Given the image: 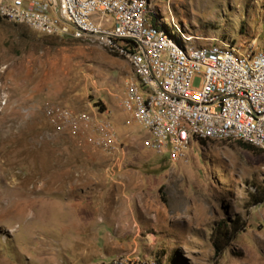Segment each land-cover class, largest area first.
Masks as SVG:
<instances>
[{
	"label": "rangeland",
	"instance_id": "374dc122",
	"mask_svg": "<svg viewBox=\"0 0 264 264\" xmlns=\"http://www.w3.org/2000/svg\"><path fill=\"white\" fill-rule=\"evenodd\" d=\"M146 1L193 47L264 52V0ZM135 75L99 37L0 14V264H264V149L191 137L156 154Z\"/></svg>",
	"mask_w": 264,
	"mask_h": 264
},
{
	"label": "built area",
	"instance_id": "2783aa9c",
	"mask_svg": "<svg viewBox=\"0 0 264 264\" xmlns=\"http://www.w3.org/2000/svg\"><path fill=\"white\" fill-rule=\"evenodd\" d=\"M0 6L30 29L96 32L113 41V47L139 59L145 83L159 88L162 98H147L154 100V110H146L128 92V103H133L139 125L146 127V117L154 118L156 154L173 162L189 146L185 131L172 123L171 112L191 114L202 126L240 129L264 138V71L251 74L248 63H232L213 55L179 59L168 39L152 29L149 18L140 15L137 4L123 5V0H0ZM73 10H80L82 19H74ZM240 51L256 53L253 49ZM230 87H238V95H229Z\"/></svg>",
	"mask_w": 264,
	"mask_h": 264
},
{
	"label": "bare ground",
	"instance_id": "6f19581e",
	"mask_svg": "<svg viewBox=\"0 0 264 264\" xmlns=\"http://www.w3.org/2000/svg\"><path fill=\"white\" fill-rule=\"evenodd\" d=\"M73 1V0H66ZM98 1H110V0H98ZM137 4L140 9V15L147 17L148 2L146 0H123V5ZM0 14L4 17L13 20H19L15 17L5 14V9L0 6ZM74 19H82V12L80 10H73ZM152 29L158 31L159 34L164 35L169 42V45L176 49V54L179 59H191V57H206L217 56L220 59L228 60L232 63H248L247 71L251 74H259L264 71V52H256L244 55L241 51L235 49L234 46L225 43L214 44L209 47H193L187 42V38L179 36L175 31L167 29H158L151 23ZM74 36H87L96 38L99 37L102 43L108 46V49L115 54L125 57L129 64L135 71L136 80L135 84L128 90L131 94L136 95L137 101H140V107H146V110H154V99L162 98V91L159 88L148 86L145 83V78L142 73V65L139 59H136L132 55H128V52L123 48L113 47V41L106 37L100 36L96 32H67ZM229 95H238V87H230ZM133 116L136 119V109L133 106ZM137 120V119H136ZM139 121V120H138ZM171 121L174 125L185 131L188 140L193 137L198 140H238L264 149V138L252 135L250 133L240 132V129L233 128H213L209 126H202V122L195 116L186 112H171ZM144 126V125H143ZM145 127V126H144ZM152 139L155 142L157 135V126L153 117H146L145 127Z\"/></svg>",
	"mask_w": 264,
	"mask_h": 264
},
{
	"label": "trees",
	"instance_id": "16d2710c",
	"mask_svg": "<svg viewBox=\"0 0 264 264\" xmlns=\"http://www.w3.org/2000/svg\"><path fill=\"white\" fill-rule=\"evenodd\" d=\"M197 141L202 145L206 143V141L204 140H197ZM239 142H240V145L247 150L254 151V152L258 151V149H256L254 146L248 143L241 142V141ZM259 201H261V199L255 200L254 202H259ZM237 230L238 228L231 227L229 229L216 228L212 231L210 240H211V244H212L215 255L221 254L222 251L229 246L230 241L237 234Z\"/></svg>",
	"mask_w": 264,
	"mask_h": 264
}]
</instances>
